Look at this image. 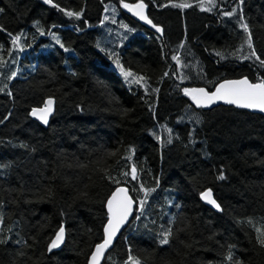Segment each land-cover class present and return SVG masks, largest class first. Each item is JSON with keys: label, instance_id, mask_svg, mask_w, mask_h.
I'll use <instances>...</instances> for the list:
<instances>
[{"label": "trees", "instance_id": "1", "mask_svg": "<svg viewBox=\"0 0 264 264\" xmlns=\"http://www.w3.org/2000/svg\"><path fill=\"white\" fill-rule=\"evenodd\" d=\"M144 2L162 36L121 0H0V264H86L118 186L137 203L101 264H125L129 249L141 264H230V246L240 264H264V115L196 108L183 91L264 79L258 61L242 59L251 49L240 27L242 14L264 59V0H205L210 11L200 0ZM112 53L146 82L129 84ZM48 98L54 112L41 125L30 111ZM141 186L155 189L142 215ZM207 189L218 211L201 200ZM61 225L65 243L49 251Z\"/></svg>", "mask_w": 264, "mask_h": 264}, {"label": "snow or ice", "instance_id": "2", "mask_svg": "<svg viewBox=\"0 0 264 264\" xmlns=\"http://www.w3.org/2000/svg\"><path fill=\"white\" fill-rule=\"evenodd\" d=\"M205 0H200V6L202 10L210 11L211 8H204ZM206 2L209 5L215 4V0H206ZM241 3H243V0H240ZM44 3L52 5L53 7H58V5L53 3V0H44ZM121 6L123 8H126L128 11L132 12L133 15L138 16L141 20L146 21L148 24H151L153 28L156 29L157 32L162 33V29L153 24L152 21L145 15V8L147 5L144 3V0H138L137 3H126L125 0H121ZM169 5H165L167 7ZM172 7L176 8H189L192 5L188 3H171ZM61 11H64V9H60ZM107 10V9H106ZM3 9H0V12H2ZM236 12V9H233L232 12H225V16H232ZM66 15L68 16H75L76 18L80 17V13L76 12H66ZM107 19V17L105 18ZM240 27L243 29V31L247 34V38L245 40V43L247 44V47L251 49L248 55H245L242 57L244 60L252 59L254 58L256 61L259 62V65L261 67H264V59H262L255 51L253 47V41H252V35L249 30V26L247 23L243 22L244 17L241 14L240 17ZM126 27V26H123ZM129 31H131L129 29ZM43 34V33H41ZM56 39L57 43H60L59 39L57 37H53ZM21 37L20 36H12V44L14 46L19 45ZM61 47L63 45L61 44ZM183 47V44L181 45ZM21 50H23L21 48ZM65 51H68V49H65ZM217 55H221V58H223L221 53H217ZM113 63L116 65V67L120 70V72L123 74L125 80L129 84H141L142 82H146L144 76H137L136 73L126 70L124 66L121 64L118 56H116L115 53L110 54V58H113ZM174 60H177V63H179V60L177 57H173ZM16 75L15 72L12 73V76L14 77ZM165 75H168L166 72ZM12 77H9L11 79ZM6 87V86H5ZM0 91H3V89H0ZM153 91H158L157 89H153ZM184 95L190 97V99L193 101L194 104H196L197 107H207L208 105L213 104L215 101L222 100L227 104L230 105H236L239 108H247V109H259L261 112H264V79H261L258 83H251L247 78L239 79V80H225L223 83H220L214 92H208L204 88H196V89H189L185 88ZM11 95V93H9ZM53 110V100L48 99L45 101L43 108H34L32 109L31 115L34 117H37L39 120H41L43 123H48V117L52 113ZM2 122V121H0ZM170 131V130H169ZM157 140H160V137H156ZM171 139L167 141V143H171ZM22 147H27L26 145H21ZM129 152H131V149H129ZM115 153H112L114 155ZM128 160H131V155L125 157ZM123 175L127 176L129 173H123ZM130 175L133 180L137 179V168L135 165L131 167ZM110 180H112L113 183H116L117 185L120 183L118 180H116L113 177H108ZM219 179H224L225 177L221 174ZM159 181L157 180V184ZM155 189H144L143 186H141V191H144V199H141L138 201L139 204V211L140 214H143L144 205L147 202L148 195L154 191ZM201 199L205 200L207 203L211 204L213 207L220 209V205L216 202L215 199H213L212 191L209 189L205 192L201 193ZM134 203H137L133 200V198L129 195V190L125 187H116V189L111 193V195L108 197L106 202L107 207V223L104 225V239L102 243H99L95 246V250L91 255L89 264H100L101 257L104 255L105 250L109 248V246L112 244L113 239L116 237L117 233L120 231L121 227L129 223V217L133 215V205ZM135 219H140V216H135ZM248 223H252L251 220L248 221ZM256 232L258 233L256 239L257 243L264 247V228H256ZM160 239L159 243L160 245H168L170 242V237L172 236V229L171 227L167 229H163L159 233ZM65 238V229L63 225H61L60 229L56 232L55 238L51 240V242L48 245V250L52 251L55 248H58L61 243L64 241ZM4 240H0V243H4ZM230 262V264H240V261L233 259V254L231 252V246L229 253L227 257L225 258ZM125 264H141V261L134 255L131 254V249H129V255L127 260L125 261Z\"/></svg>", "mask_w": 264, "mask_h": 264}, {"label": "water", "instance_id": "3", "mask_svg": "<svg viewBox=\"0 0 264 264\" xmlns=\"http://www.w3.org/2000/svg\"><path fill=\"white\" fill-rule=\"evenodd\" d=\"M126 3H127V2H126ZM144 3H145V2H144ZM130 4H131V3H130ZM122 9H123V12H124L125 14L129 15V16H130L131 18H133L135 21L139 22L141 25H143L144 27L148 28L149 30L155 32L157 35L162 36V33H161V32H157L156 29L153 28L151 24H148L146 21L141 20L138 16L133 15V13L130 12V11H128L126 8H123V7H122ZM147 10H148V8L146 7L144 11H145V15H147V17H148ZM148 18H149V17H148ZM149 19H150V18H149ZM152 23H153V22H152ZM153 24H154V23H153ZM159 27H160V26H159ZM160 28H161V27H160ZM244 78H247V77H241V78H237V79H226V80H239V79H244ZM247 79H248V78H247ZM248 80H249V79H248ZM224 81H225V80L221 81L220 83H223ZM249 81H250V80H249ZM250 82H251V81H250ZM220 83H218L217 86H218ZM251 83H252V82H251ZM217 86H216V87H217ZM216 87H214L211 91H208V90L205 89V88H204V89H205L206 91H208V92H214V91L216 90ZM199 88H202V87H199ZM192 89H196V88H192ZM48 99H51V98H48ZM48 99H46V100H48ZM189 99H190V97H189ZM46 100H45V101H46ZM52 100H53V99H52ZM45 101H44V104H45ZM190 101H191V103H192V105H193L194 107H196V108H201V109H203V110H209V109H212V108L217 107V106H232V107H234V108L242 109V110H246V111L251 112V113H256V114L264 115V112H261L259 109L239 108V107H237L236 105H230V104H227V103H225V102L222 101V100L215 101L213 104L208 105L207 107H197L196 104H194L193 101H192L191 99H190ZM44 104H43L41 107H36V108H43V107H44ZM33 109H34V108H33ZM31 112H32V110L30 111V116H31V118H32L33 120H35L36 122H38V123L41 124V125H46V124L43 123L41 120H39L37 117L32 116V115H31ZM53 112H54V101H53V110H52V113H51V114L49 115V117H48V122H49V120H50V118H51ZM119 187H125V188H127L126 186H119ZM115 189H116V188H115ZM115 189H114V190H115ZM127 189H128V188H127ZM114 190H113V191H114ZM128 190H129V189H128ZM207 190H209V189H207ZM207 190H205V191H207ZM113 191H112V192H113ZM205 191H204V192H205ZM110 195H111V194H110ZM110 195H109V196H110ZM129 195H130V193H129ZM130 196H131V195H130ZM212 196H213V195H212ZM200 197H201V196H200ZM107 199H108V198H107ZM213 199H214V198H213ZM133 200H134V199H133ZM201 200H202L207 206H209L211 209H213L214 211H218L217 208L213 207L211 204L207 203L205 200H203V199H201ZM106 202H107V200H106ZM135 206H136V203H134V205H133V215H134V208H135ZM105 208H106V212H107L106 204H105ZM133 215L129 217V221L132 219ZM107 216H108V213H107ZM106 223H107V220H106L105 224H106ZM105 224H104V225H105ZM127 225H128V223H127L126 225H124V226L121 227L120 231L117 233L116 237L113 239L112 244L109 246L108 249L105 250L104 255L101 257L100 264L103 262L106 253H107L110 249H112L113 245L115 244V242L117 241L118 237L120 236V234L122 233V231L125 229V227H126ZM63 227H64V226H63ZM64 229H65V228H64ZM54 238H55V236L53 237V239H54ZM65 239H66V232H65V238H64V241L61 243V245H60L58 248H55V249H60V248L64 245V243H65ZM103 239H104V226H103V238H102L101 242H99V243H102V242H103ZM99 243H98V244H99ZM96 245H97V244H96ZM96 245H95V246H96ZM95 246H94V248L92 249V252H91L90 256L88 257V261H87L86 264H89V261H90L91 255H92V253H93L94 250H95Z\"/></svg>", "mask_w": 264, "mask_h": 264}]
</instances>
